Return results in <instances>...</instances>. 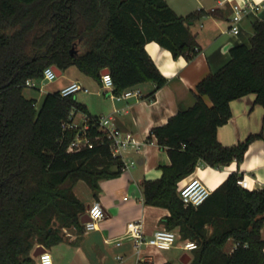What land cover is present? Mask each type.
Returning a JSON list of instances; mask_svg holds the SVG:
<instances>
[{"label":"trees","instance_id":"16d2710c","mask_svg":"<svg viewBox=\"0 0 264 264\" xmlns=\"http://www.w3.org/2000/svg\"><path fill=\"white\" fill-rule=\"evenodd\" d=\"M206 13L181 15L166 0H0V264H39L32 254L37 244L59 242L64 227L81 232L87 206L75 184L83 180L97 196L100 180L120 174L123 164L84 103L53 89L36 105L24 93L26 79H39L49 64L75 65L96 79L107 68L114 92L150 81L152 98L167 78L145 43L155 40L191 60L200 45L189 25ZM250 28L249 44L231 45L229 59L196 83L194 102L148 134L170 162L159 177L141 181L144 201L167 207L165 226L196 241L187 264H264V186L242 187L243 173L232 171L199 205L184 204L177 191L199 163L240 162L262 135L252 132L232 144L217 138L233 99L253 93V103L264 107V18L251 20ZM77 111L86 114L93 145L68 150L81 129L70 125ZM229 239L235 245L226 252Z\"/></svg>","mask_w":264,"mask_h":264},{"label":"crops","instance_id":"0c3cea01","mask_svg":"<svg viewBox=\"0 0 264 264\" xmlns=\"http://www.w3.org/2000/svg\"><path fill=\"white\" fill-rule=\"evenodd\" d=\"M166 1L181 15L200 8L208 13L189 25L200 45L199 52L191 60L183 55L174 57L169 49L155 40L145 43L147 53L167 78L152 98L147 96L153 88L150 81L135 86L141 91L140 97L118 99L111 94L113 88L102 85L100 78L83 73L75 65L68 66V74L53 87L59 89L72 80H78L88 90L80 89L73 95L85 104L89 114L112 116L119 128L134 134L140 146L138 149L126 150L121 155L123 161L133 160V163L121 170L117 176L101 179L97 196L91 191V199L85 203L86 206L98 200L105 210V215L97 222L96 227L88 230L83 228L81 232L74 226L64 227L62 240L49 247L42 244L51 253L52 264H143L142 261L145 260L153 264L167 260L171 264H187L191 259V250L180 247V237L172 247L161 249L150 243L135 245L132 238L123 235L128 221L139 220L144 235L149 236L156 229L165 226L162 219L170 212L165 206L144 201L141 181L144 178L159 177L162 173L161 166L170 162L166 150L154 138L149 139L148 134L152 126L165 122L177 110L187 108L194 102L196 83L229 59L231 45L249 40L252 33L251 20L264 18V0H246L248 4L259 3L260 7L258 10L246 7L247 12L243 13L239 21L237 33L230 30L233 13L231 2L234 0ZM38 84L39 81L36 86H27L24 89L27 96L36 98V105L40 102L32 90H39L41 86ZM203 97L210 103L208 96ZM253 101V93L233 99L230 103V118L217 128V138L223 144L235 143L252 132L262 133L249 143L243 159L240 162L234 159L228 164L218 166L199 163L179 184L192 176H198L213 190L230 172L237 171L246 174L249 189L264 186V107L254 104ZM77 114L80 115L78 121ZM85 121L84 112L74 113L75 124L82 127ZM78 197L80 198L79 195ZM173 229L178 232V228ZM261 235L264 237V227L261 228ZM118 237L119 242H116ZM234 245V240L229 239L225 251L230 252ZM184 252L190 256L187 262L181 260Z\"/></svg>","mask_w":264,"mask_h":264},{"label":"built area","instance_id":"2783aa9c","mask_svg":"<svg viewBox=\"0 0 264 264\" xmlns=\"http://www.w3.org/2000/svg\"><path fill=\"white\" fill-rule=\"evenodd\" d=\"M231 7L233 9V13L231 16L230 30L233 33H237L239 31V21L243 13L247 12L246 7H248V9L258 10L260 4H248L246 0H234L233 2H231ZM53 65L54 64H49L44 67L42 73L43 80L49 81L57 77V73ZM100 80L102 82V85L114 89V82L108 71L101 73ZM26 84L27 86H36L37 79L28 78L26 79ZM80 89H83L85 91L88 90V88L82 85V83H80L78 80H72L60 87L59 92L61 95H69L75 93ZM111 94L118 99L131 96L140 97L142 95L140 89L135 86L125 88L118 93L113 91ZM70 125L78 126L74 122ZM87 126L88 123L85 121L80 131L70 141L68 150H78L80 148L91 147L93 145L92 139L85 133V129ZM98 127L108 139L109 148L114 155H119L121 157L124 151L129 149H138L140 146V142L138 139H136L134 134L129 130H123L119 128L115 124L114 118L110 115L98 116ZM94 138L100 139V135H96ZM130 163H133V160H130L129 162L123 161L121 170L125 169ZM237 183L242 187L249 188L246 174H242V176L237 179ZM177 191L184 204H191L196 206L202 203L208 197L212 189L208 187L198 176H192L180 183L178 185ZM85 212L88 215V219L82 222L83 228L85 230L93 229L94 227H96L97 222L105 215V210L98 200H94L92 203H90L86 207ZM123 235L132 238L135 245L150 243L161 249H168L172 247L175 244L176 239L179 237V233L177 231L166 226L156 229L149 236H145L139 220L128 221L126 223ZM115 240L116 242H119V237ZM180 247L184 250L190 251L197 247V243L196 241L188 238L180 242ZM37 261L39 264H52V255L47 249H45L37 255Z\"/></svg>","mask_w":264,"mask_h":264},{"label":"rangeland","instance_id":"374dc122","mask_svg":"<svg viewBox=\"0 0 264 264\" xmlns=\"http://www.w3.org/2000/svg\"><path fill=\"white\" fill-rule=\"evenodd\" d=\"M246 44H249V40L246 42ZM73 67H75V66H73ZM67 74H68V70H67V68H65L62 70V73L60 75H58L53 80L45 81L42 79V77H40V79H37V81H39L38 85L41 86V88L39 90L38 89L32 90V92H33V94H35L38 97V99H37L38 102L41 101L42 97L44 96V94L46 92L51 91L53 89V87L59 81L63 80ZM79 118H80V115L77 114L76 115L77 121L79 120ZM74 189L76 190L75 192L80 196L81 200L84 203H87V201H89L91 199V190L83 180L78 181V183L76 184Z\"/></svg>","mask_w":264,"mask_h":264},{"label":"water","instance_id":"95a60500","mask_svg":"<svg viewBox=\"0 0 264 264\" xmlns=\"http://www.w3.org/2000/svg\"><path fill=\"white\" fill-rule=\"evenodd\" d=\"M70 52H71V53H75V52H76L75 48H74V47H71ZM53 66H54V69L56 70L57 75H59V74H60V68H59L57 65H55V64H54ZM107 71H108L107 68H104V69H102L101 73H104V72H107ZM87 219H88V215H87L86 212L83 213V214L80 216V221H81V222H84V221H86ZM45 249H46V248H45L42 244H39V245H37V246L33 249L32 254H33L34 256H37L40 252H42V251L45 250ZM189 258H190V256H189V254H188L187 252H184V253L182 254V256H181V260H182L183 262H187V261L189 260Z\"/></svg>","mask_w":264,"mask_h":264}]
</instances>
